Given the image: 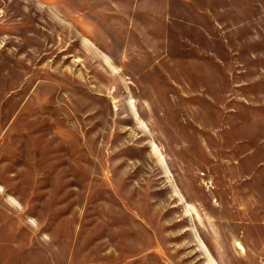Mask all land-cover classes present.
Instances as JSON below:
<instances>
[{"label":"rangeland","instance_id":"374dc122","mask_svg":"<svg viewBox=\"0 0 264 264\" xmlns=\"http://www.w3.org/2000/svg\"><path fill=\"white\" fill-rule=\"evenodd\" d=\"M0 264H264V0H0Z\"/></svg>","mask_w":264,"mask_h":264}]
</instances>
